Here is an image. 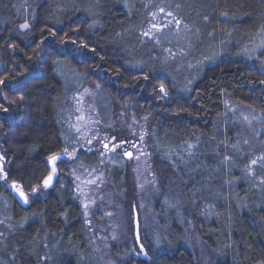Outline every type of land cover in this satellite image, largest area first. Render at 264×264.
I'll return each mask as SVG.
<instances>
[{
    "label": "trees",
    "instance_id": "obj_1",
    "mask_svg": "<svg viewBox=\"0 0 264 264\" xmlns=\"http://www.w3.org/2000/svg\"><path fill=\"white\" fill-rule=\"evenodd\" d=\"M161 9L181 25L146 37ZM263 30L264 0H0V264H96L72 163L45 195L32 193L49 156L80 146L68 68L150 122L152 168L182 200L163 193L162 230L148 228L146 255L120 264H264V143L242 146L226 119L242 108L264 118V51L245 53Z\"/></svg>",
    "mask_w": 264,
    "mask_h": 264
},
{
    "label": "rangeland",
    "instance_id": "obj_2",
    "mask_svg": "<svg viewBox=\"0 0 264 264\" xmlns=\"http://www.w3.org/2000/svg\"><path fill=\"white\" fill-rule=\"evenodd\" d=\"M180 23L174 15L169 16L168 12L160 11L153 16L146 37H152L170 27L178 28ZM249 45L245 53L251 56L249 59L255 60L264 51V30L252 38ZM174 63V60L169 62L171 66ZM68 69L65 75L72 78V81L68 79L67 86L70 98L75 103L76 141H79L80 146L67 152L71 156L65 152L57 154L61 159L56 162L57 175L51 186L60 175V164L72 163L70 177L83 208L96 264H120L130 255L144 256L146 250L142 241L146 230L150 228L153 234L162 230V212L169 208L162 197L163 193L170 197L173 205L183 206L174 181L166 183L152 168L154 153L151 146L160 147V143L156 139L155 144H148L153 128L149 121L133 118L125 103L123 106L111 101L97 84L87 85L83 78L78 80L72 76L73 69ZM226 119L234 124L237 122L236 139L242 146H246L249 139L259 145L264 143V137L261 141L264 136V118L259 113L245 108L233 109ZM117 143H120L119 147L112 151L111 147ZM182 148H188L186 152L190 153L196 145L183 144ZM80 150L88 157L96 154L94 163L91 164L92 159L89 161L88 157L86 160L81 159ZM126 153H131V156ZM48 164L51 171L52 165ZM0 165L3 168L0 176H3L5 168L2 161ZM115 166L121 170L116 184L110 179L115 178L116 171L109 170ZM46 191L44 187L38 188L35 193L32 192L33 197L45 195ZM27 197L29 200L30 197ZM192 242L203 257L206 252L195 233H192Z\"/></svg>",
    "mask_w": 264,
    "mask_h": 264
},
{
    "label": "snow or ice",
    "instance_id": "obj_3",
    "mask_svg": "<svg viewBox=\"0 0 264 264\" xmlns=\"http://www.w3.org/2000/svg\"><path fill=\"white\" fill-rule=\"evenodd\" d=\"M161 11H163V9H161ZM168 15L171 16L172 14L168 13ZM176 23L179 24V21H176ZM153 27L155 28L156 25L154 24ZM20 28L21 29H27V28H29V24L27 22H25V23L20 25ZM144 35L147 36V35H149V33L145 32ZM0 83H3V81H0ZM160 92H163L165 95H167L163 85L160 86ZM21 99H22V97H21ZM0 107H4L3 104H0ZM4 111H7L6 107L4 108ZM77 130L79 131V129H77ZM89 143H91V141H89ZM104 147L107 148L108 145L105 144ZM65 153L68 154L67 149H65ZM126 154L131 156V153H126ZM68 155L71 156L72 154H68ZM60 159H61V156H59V155H51L48 157V162L52 165V167H51V171H50L49 175L43 181V187L45 189L49 188L52 185L53 178L57 175V169H56L55 165H56V162ZM258 159L264 160V156L259 157ZM2 160H3V157H0V161H2ZM257 162L258 161L256 159H253L251 161V164L256 165ZM0 173H3L2 165H0ZM0 178L6 179L7 174L6 173L3 174V176H0ZM77 179H79V177H77ZM261 182L264 183V180H262ZM89 183H94V181H89ZM12 187L19 192V195L23 199V202L28 203L27 195L21 189H19L15 183H13ZM36 191H37V187L32 188L33 193H35ZM85 207H87V205H85ZM0 235H2V233H0ZM141 250H142V248H141ZM44 259H47V257H45Z\"/></svg>",
    "mask_w": 264,
    "mask_h": 264
},
{
    "label": "water",
    "instance_id": "obj_4",
    "mask_svg": "<svg viewBox=\"0 0 264 264\" xmlns=\"http://www.w3.org/2000/svg\"><path fill=\"white\" fill-rule=\"evenodd\" d=\"M51 187H52V186H50V187L47 188V189H50ZM18 188L21 189V190L23 191L22 188H20V187H18ZM13 192L16 194L17 199L20 201V203L23 204V205H25L26 203L23 202V199L20 197L19 192H18L16 189H14V188H13ZM23 192H24V191H23Z\"/></svg>",
    "mask_w": 264,
    "mask_h": 264
},
{
    "label": "flooded vegetation",
    "instance_id": "obj_5",
    "mask_svg": "<svg viewBox=\"0 0 264 264\" xmlns=\"http://www.w3.org/2000/svg\"><path fill=\"white\" fill-rule=\"evenodd\" d=\"M119 145H120V143H117V144L113 145V146L111 147V150H112V151H116L117 148L119 147Z\"/></svg>",
    "mask_w": 264,
    "mask_h": 264
}]
</instances>
